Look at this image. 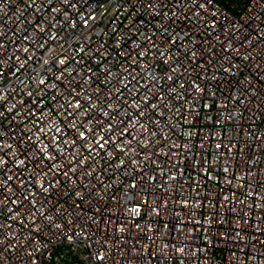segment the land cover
Wrapping results in <instances>:
<instances>
[{
  "label": "snow or ice",
  "instance_id": "obj_1",
  "mask_svg": "<svg viewBox=\"0 0 264 264\" xmlns=\"http://www.w3.org/2000/svg\"><path fill=\"white\" fill-rule=\"evenodd\" d=\"M17 2L0 264H264V0Z\"/></svg>",
  "mask_w": 264,
  "mask_h": 264
},
{
  "label": "built area",
  "instance_id": "obj_2",
  "mask_svg": "<svg viewBox=\"0 0 264 264\" xmlns=\"http://www.w3.org/2000/svg\"><path fill=\"white\" fill-rule=\"evenodd\" d=\"M0 7L4 8L6 11H5V14H4V19L6 22L8 21H11V26H15L16 24V20L14 19V14H18L19 10H20V5L18 4L17 0H12V3L11 5L9 4H0ZM29 33L32 31L31 27H29ZM223 251L222 248H218L216 250V255H217V260H216V264H222V261L221 259L219 258L220 257V253ZM85 257L84 255L82 254L80 256V259L83 260ZM58 261L60 258H57ZM172 264H175V262L173 261Z\"/></svg>",
  "mask_w": 264,
  "mask_h": 264
}]
</instances>
